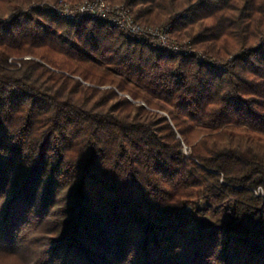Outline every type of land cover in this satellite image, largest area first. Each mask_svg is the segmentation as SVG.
Masks as SVG:
<instances>
[{"label":"trees","instance_id":"trees-1","mask_svg":"<svg viewBox=\"0 0 264 264\" xmlns=\"http://www.w3.org/2000/svg\"><path fill=\"white\" fill-rule=\"evenodd\" d=\"M7 1L0 260L264 264V151L189 140L194 129L264 133V0H116L139 22L170 24L177 42L197 47L190 54L126 37L102 17L67 19L41 0ZM41 48L116 76L110 96L132 85L168 109L122 95L133 113H119L43 85L37 67L55 69Z\"/></svg>","mask_w":264,"mask_h":264},{"label":"rangeland","instance_id":"rangeland-1","mask_svg":"<svg viewBox=\"0 0 264 264\" xmlns=\"http://www.w3.org/2000/svg\"><path fill=\"white\" fill-rule=\"evenodd\" d=\"M44 1L52 0H41L39 2L42 3ZM110 1L113 3H121L116 0ZM23 3L27 4L25 0ZM30 4H36V1H31L29 4H27V7ZM7 12L8 1L0 0V14H3L5 15L4 17H7ZM212 22V19L204 20V23L206 24H210ZM196 27L197 26H195V28ZM171 35L175 39L173 33H171ZM183 41L188 42L189 40L185 39ZM219 42H226L227 45H231L233 43V39L231 37L229 38L222 35ZM193 48L197 49L196 46H193ZM39 53L41 55L43 54L44 59L49 62H45L46 66L52 67L55 70L51 73L48 70L46 71L41 66L37 67V69L35 70V76L38 78V82L42 83L43 85H48L54 89H57L62 94L70 95L79 101H83L87 105H94L101 109H107L111 105H114L116 112L133 113V108L131 105L127 106L122 102H119L122 95H127L132 104L140 102L145 105L146 108L159 110L160 113L164 114L168 109L166 104L162 103L157 99L147 97L143 91L136 90L132 85L127 86L126 90L123 92L118 91L117 96L108 95V88L112 86L114 87L119 81V79L116 76L108 73L104 69L91 68L89 66H86V64H82L76 60L70 59L64 54L46 51L42 48L39 49ZM30 57L31 55L29 54L23 56V58ZM18 59L19 64H12L16 68H19L21 66L20 58ZM37 59L40 58L37 57ZM50 64H52L53 66H50ZM76 79L80 80V85L75 84ZM127 89H129L131 92H136L137 97L133 98L132 95L127 91ZM204 136L206 137L208 142H211L212 140H217L220 142L233 141L242 144L252 143L255 147L264 151V133H256L253 131L243 130L241 128H227L214 132H206L205 130L194 129L189 133V140L192 143H195L200 141V139ZM181 150L185 154H188L190 146L183 144ZM0 264H23V262L13 258L0 260Z\"/></svg>","mask_w":264,"mask_h":264},{"label":"built area","instance_id":"built-area-1","mask_svg":"<svg viewBox=\"0 0 264 264\" xmlns=\"http://www.w3.org/2000/svg\"><path fill=\"white\" fill-rule=\"evenodd\" d=\"M50 11L65 17L75 19L83 16L102 17L116 25L126 36L141 42L149 41L153 45L167 48L174 53L190 54L196 51L187 42H177L171 35L172 26H157L136 20L123 3H113L110 0H68L44 1L40 3ZM33 6V4H31ZM199 57H204L197 51ZM18 58H9L10 64H19Z\"/></svg>","mask_w":264,"mask_h":264}]
</instances>
